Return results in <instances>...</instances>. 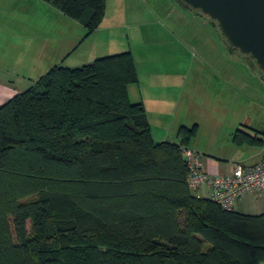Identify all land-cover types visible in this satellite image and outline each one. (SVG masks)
Segmentation results:
<instances>
[{
  "label": "trees",
  "instance_id": "16d2710c",
  "mask_svg": "<svg viewBox=\"0 0 264 264\" xmlns=\"http://www.w3.org/2000/svg\"><path fill=\"white\" fill-rule=\"evenodd\" d=\"M47 1L87 34L103 22L106 0ZM134 60L60 63L0 105V264H264V214L189 187L182 149L197 128L153 139L129 96Z\"/></svg>",
  "mask_w": 264,
  "mask_h": 264
},
{
  "label": "rangeland",
  "instance_id": "374dc122",
  "mask_svg": "<svg viewBox=\"0 0 264 264\" xmlns=\"http://www.w3.org/2000/svg\"><path fill=\"white\" fill-rule=\"evenodd\" d=\"M145 1L152 11H157L159 0ZM173 1L177 9L175 13L186 22L182 24L183 29L204 28L206 37L210 38L211 42H215V48L212 51L215 53L214 59L219 61L214 65H212L214 61H211V64L205 63V66L211 74L221 75L226 86L223 96L220 97V100H224L225 103L218 104V107L208 106L210 112L208 111L206 116L198 108L191 110L188 118L191 123L193 120L194 122L190 128L199 129V136L195 140L196 146L204 153L206 160L209 157H215L223 165L230 164L234 161L233 156L236 149H231L226 141L220 140L221 135L225 134V129L218 132L220 127L218 124L215 132L212 133L211 129L217 122L223 125L235 122L239 118L244 119L245 122L246 118L250 121L254 117L255 123L264 124V72L257 68L253 60L240 54L237 49L231 48L217 24L209 17L186 8L179 0ZM120 3L121 0H106L104 18L110 19L115 16ZM58 12H60L59 8L47 0H0V65L6 66L4 68L11 75L10 80L14 86L23 88L26 85L25 88H28L36 85L54 64L66 58L68 52H71L74 46L81 41L89 46V50H92L91 44L99 43V40L104 43L111 37L118 39L121 48L131 46L132 42L137 43L136 37L125 30V26L117 27L115 32L102 28L101 31L96 29L87 34L84 21L72 22L70 17L62 16ZM187 22L193 25L190 26ZM198 39L202 41L203 36H198ZM146 45L140 42L135 45L136 52H138V58L134 60L135 66L138 78L139 75L142 76L143 82H145L143 75L148 68L143 55L146 50L150 49ZM156 45L153 46L158 48ZM80 48L83 49L81 46ZM218 53L225 56L228 61L224 62ZM67 58H70V62L76 59L73 55ZM222 62L227 66L224 74H221V70L217 68ZM209 72L207 74H210ZM219 108H226L227 111H220ZM178 116L177 114L176 117ZM150 128L154 140L174 138L175 130L172 127L169 129L158 123H150ZM199 194L206 197L207 191L203 189L199 191ZM262 202H264L263 197L257 200L254 195L247 196L242 200L240 211L256 212L255 210ZM57 223V221H52L48 224L47 232L50 236L46 240L47 246L53 243L55 246L58 245V240L52 236L56 232ZM14 239L16 240L15 233ZM101 246L103 249H108L105 245ZM208 247L206 244L205 248ZM87 251L85 250L83 254L87 255ZM101 253L105 254V252ZM102 256L105 255L102 254Z\"/></svg>",
  "mask_w": 264,
  "mask_h": 264
},
{
  "label": "crops",
  "instance_id": "0c3cea01",
  "mask_svg": "<svg viewBox=\"0 0 264 264\" xmlns=\"http://www.w3.org/2000/svg\"><path fill=\"white\" fill-rule=\"evenodd\" d=\"M173 2V0H159L157 11L154 12L145 0H121L116 15L110 19L105 17L98 29L100 31L102 28L109 29L115 32L117 27L125 26V30L136 37V44L132 42L131 46L121 48L118 39L111 37L104 43L99 40V43L91 44L92 50H89V46L81 41L74 46L71 52H68L67 57L73 55L76 58L73 62L69 61L70 58L64 57L61 62L53 66L60 63L72 67L79 66L101 56L128 50L133 53L136 59L138 52H136L135 45H138L139 42L143 45L147 44L146 46L150 49L146 50L143 55V58L146 59L145 64L148 66L145 75H143L145 82L139 75L138 82L129 87L130 100L134 103L142 102L144 104L150 123H158L175 130L173 139L155 141L167 140L177 143L180 140L178 137L180 127L190 128L194 122L193 120L191 123L188 118L191 110L198 108L206 116L208 111L210 112L208 106L218 107V104L225 103L224 100H220V97L223 96L226 86L221 75L211 74L205 66V63L211 64V61H214L212 63L214 65L219 61L214 59L215 53L212 51L215 48V42H211L210 38L206 37L204 28L183 29L184 25L182 24L186 22L175 13L177 9ZM58 13L65 16L61 11ZM70 20L77 22L72 18ZM187 23L190 26L193 25V23ZM198 36H203V40H199ZM154 44H157L158 48L153 46ZM219 56L223 58L224 62L228 61L225 56L220 54ZM224 62L219 63L217 67L221 70V74L226 73L227 66ZM4 67L6 66L0 65V105L27 89L26 85L23 88L14 86L10 80L11 75L6 72ZM27 85L29 86V82ZM219 110L227 111L226 108H219ZM209 119L212 120L211 117ZM246 119L245 122L244 119L239 118L235 122L223 125L217 122L215 126L213 125L212 133L215 132L218 125L220 126L218 132L225 129V134L221 135L220 140L226 141L227 145L236 151H234V161L227 165H223L215 157H209L207 160L203 157V170L206 173L210 175L225 174L236 162L253 164L264 158V124L255 123L254 117L250 121L248 118ZM198 134L199 129L189 140L187 147L202 152L195 143ZM236 135H238L237 138ZM204 190L207 191L206 197H208L209 191L206 188ZM198 195L200 196L199 192ZM250 195H254L257 200H260V197L264 198V193L247 196ZM244 198L236 204V211L241 212L240 207ZM259 208L255 210L256 212L245 214H264V202Z\"/></svg>",
  "mask_w": 264,
  "mask_h": 264
},
{
  "label": "water",
  "instance_id": "95a60500",
  "mask_svg": "<svg viewBox=\"0 0 264 264\" xmlns=\"http://www.w3.org/2000/svg\"><path fill=\"white\" fill-rule=\"evenodd\" d=\"M209 17L231 48L264 72V0H182Z\"/></svg>",
  "mask_w": 264,
  "mask_h": 264
},
{
  "label": "built area",
  "instance_id": "2783aa9c",
  "mask_svg": "<svg viewBox=\"0 0 264 264\" xmlns=\"http://www.w3.org/2000/svg\"><path fill=\"white\" fill-rule=\"evenodd\" d=\"M187 182L194 192L206 188L209 198L221 208L234 211L236 204L249 194L264 193V158L253 164L236 162L225 174L210 175L203 170V153L183 147Z\"/></svg>",
  "mask_w": 264,
  "mask_h": 264
}]
</instances>
